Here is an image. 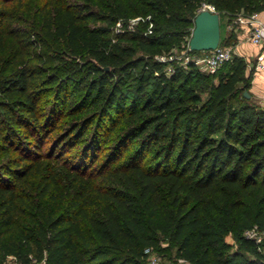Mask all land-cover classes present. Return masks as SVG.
Returning <instances> with one entry per match:
<instances>
[{
  "label": "trees",
  "instance_id": "obj_1",
  "mask_svg": "<svg viewBox=\"0 0 264 264\" xmlns=\"http://www.w3.org/2000/svg\"><path fill=\"white\" fill-rule=\"evenodd\" d=\"M29 1L18 54L44 35L68 65L0 64V264H147L146 248L264 264V110L244 95L246 61L214 80L155 60L187 43L204 4L234 19L264 0H0V52L9 10ZM125 17L143 20L116 35L128 44L88 24Z\"/></svg>",
  "mask_w": 264,
  "mask_h": 264
},
{
  "label": "rangeland",
  "instance_id": "obj_2",
  "mask_svg": "<svg viewBox=\"0 0 264 264\" xmlns=\"http://www.w3.org/2000/svg\"><path fill=\"white\" fill-rule=\"evenodd\" d=\"M34 2H27L25 3L24 6H19L17 3L13 4V8L9 10L10 14L13 15L12 21H10V27H7V32H10V36L6 35L5 38V51L0 52V64H3L5 60L9 59H16L15 62H19L20 60H24L29 66L36 67V68H43L47 74H51L52 72L58 71L59 66H65L68 65V63H64V65H60L58 62V58L63 55L62 52V42L58 39H53V38H47L44 37V35H40V37L37 38L39 42L35 43L33 46H27L23 47V44L20 46L23 49L24 53L23 54H18V51L16 50V44L15 38L12 40L14 34H17L20 32V30H24L26 23L22 22L21 20L19 21V18H28V12L23 11L24 9L29 8L30 4H33ZM33 9V8H29ZM202 9H211L214 10V12H217L220 16V33H221V38H220V44L222 46L228 47L231 50V53L235 56V47H236V38L231 35V23H232V17L225 13V12H218L215 10V8L212 5H207L204 4ZM201 9V10H202ZM231 17V18H230ZM134 18H120L116 23L115 22H107L103 20H99L97 22H91L88 20V24L90 28H96V29H105L108 28L110 30V33H108L106 36L107 38L111 39V43L114 44L116 42H120L121 44H128L130 43L129 41L125 40H119L116 38V35L120 34L121 31L123 30H129L128 32H135L136 30V25H138L139 22L143 21L140 20L138 21L133 28H129L130 22ZM193 30V29H192ZM192 34V33H191ZM190 38H187V43L181 44L180 47H173L170 51L162 55L161 57H156L155 60H159L162 63L165 64L163 68H165L167 74L172 71L176 67H181L182 69H187L188 64L197 58H202L205 57L208 53L206 52H196L192 53L188 49V42ZM43 41V42H41ZM20 52V51H19ZM137 55H139L137 53ZM237 56V55H236ZM242 58V57H241ZM188 59L190 62H188ZM43 60V61H42ZM245 60V59H244ZM14 62V63H15ZM247 63V62H246ZM14 65V64H13ZM251 66V64L249 63ZM247 63V69H246V75L247 77H250V88L246 91L249 94L250 101L256 105L257 108L263 109L264 110V87H257L253 80H254V73L253 69ZM195 67L198 68V70L206 75H211L214 80H216V77L218 73H220L223 69L217 70L214 73H209L208 71L202 69L200 66L198 67L195 65ZM61 70V68H60ZM84 67L80 69L78 72V76L84 72ZM226 70V69H225ZM62 72V71H60ZM45 75H43L44 78ZM43 106H46V104H43ZM45 108V107H43ZM68 121L72 120V118H67ZM47 148L46 146L44 147ZM56 160V159H55ZM258 239L262 240L263 235L258 233L257 235ZM227 242H229L232 245V251L237 250V244L236 242L232 239L230 235L226 237ZM162 247L166 249L167 243L163 242ZM260 252L264 254V245L262 246ZM154 255L158 256L160 264H189L185 261H181L176 258L175 256V251L173 250L172 253L171 251L163 250L162 252H154ZM244 256L248 259L254 258L253 253H244ZM45 264V263H44ZM148 264V262H147Z\"/></svg>",
  "mask_w": 264,
  "mask_h": 264
},
{
  "label": "built area",
  "instance_id": "obj_3",
  "mask_svg": "<svg viewBox=\"0 0 264 264\" xmlns=\"http://www.w3.org/2000/svg\"><path fill=\"white\" fill-rule=\"evenodd\" d=\"M211 10V9H209ZM214 11V10H211ZM141 18H134L130 24L129 28H133L134 25L140 21ZM231 30L242 32L246 39L256 47L261 49V53L257 56V62L255 64V69L257 71H264V11L252 12L250 14H238L231 23ZM208 53L205 57L197 58L191 62L194 65L200 66L202 69L208 71L209 73L216 72L224 63L230 61L233 57L230 48L218 45L214 50L203 51ZM163 59L162 56L160 60ZM188 62L189 59H188ZM190 62V63H191ZM246 236L249 238H255L257 242L260 241L256 230L247 231ZM144 253L147 256L148 264H160L158 256L154 255V251L146 248ZM4 264H21L20 261L14 256H8ZM44 264V263H39Z\"/></svg>",
  "mask_w": 264,
  "mask_h": 264
},
{
  "label": "water",
  "instance_id": "obj_4",
  "mask_svg": "<svg viewBox=\"0 0 264 264\" xmlns=\"http://www.w3.org/2000/svg\"><path fill=\"white\" fill-rule=\"evenodd\" d=\"M194 28L188 49L191 52L214 50L220 44V16L217 12L202 9L194 18ZM249 98V94H244Z\"/></svg>",
  "mask_w": 264,
  "mask_h": 264
},
{
  "label": "crops",
  "instance_id": "obj_5",
  "mask_svg": "<svg viewBox=\"0 0 264 264\" xmlns=\"http://www.w3.org/2000/svg\"><path fill=\"white\" fill-rule=\"evenodd\" d=\"M233 36L236 38V47L234 54L242 57L245 61L251 64V69H253L254 73V84L258 87H264V71H257L255 69V64L257 62V56L261 53V49L259 47L251 44L242 32H238L235 30H231Z\"/></svg>",
  "mask_w": 264,
  "mask_h": 264
}]
</instances>
